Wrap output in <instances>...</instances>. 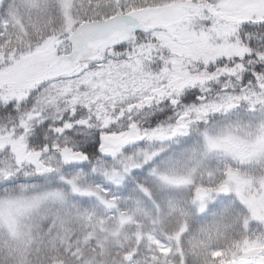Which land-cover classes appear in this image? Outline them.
<instances>
[{
	"label": "snow or ice",
	"instance_id": "snow-or-ice-1",
	"mask_svg": "<svg viewBox=\"0 0 264 264\" xmlns=\"http://www.w3.org/2000/svg\"><path fill=\"white\" fill-rule=\"evenodd\" d=\"M0 264H264V0H0Z\"/></svg>",
	"mask_w": 264,
	"mask_h": 264
}]
</instances>
